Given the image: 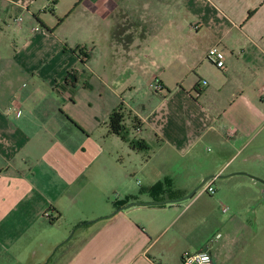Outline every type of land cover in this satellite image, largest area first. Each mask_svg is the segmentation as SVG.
Returning <instances> with one entry per match:
<instances>
[{
    "label": "crops",
    "instance_id": "0c3cea01",
    "mask_svg": "<svg viewBox=\"0 0 264 264\" xmlns=\"http://www.w3.org/2000/svg\"><path fill=\"white\" fill-rule=\"evenodd\" d=\"M127 8L135 37L116 71L68 43L67 25L87 40L96 13ZM214 46L223 70L206 58ZM262 88L264 0H0V264H183L206 249L214 264H251L233 218L215 226L192 211L204 188L175 201L206 176L241 174L229 165L264 133ZM119 106L131 137L153 153L144 161L128 147L140 164L105 180L97 209L83 213L80 179L101 152L93 132L104 125L128 146L109 130ZM207 144L217 151L202 158ZM247 155L264 162V135ZM190 163L204 168L192 175Z\"/></svg>",
    "mask_w": 264,
    "mask_h": 264
},
{
    "label": "rangeland",
    "instance_id": "374dc122",
    "mask_svg": "<svg viewBox=\"0 0 264 264\" xmlns=\"http://www.w3.org/2000/svg\"><path fill=\"white\" fill-rule=\"evenodd\" d=\"M128 5L133 8L135 6L134 3ZM126 11L127 12L123 14V16L122 13L116 12L110 17L96 13L93 30L89 33L90 37L87 40L85 39V34L80 33L76 35V37L73 36L74 34L70 26L67 25L64 29L66 30L64 33L67 35L66 37H68V39L72 37L68 43L70 45L74 42L79 43V46L83 47L82 51L77 48L75 49L78 55L84 60L93 58L98 68L104 65L107 66L109 63L108 66L113 71H116L119 61L124 58L125 45L131 44L129 41L135 37V32L133 30L135 22L133 14H131L132 10L127 8ZM48 13L50 15L52 14L50 11H48ZM124 22L126 24H124ZM126 25L133 27V29H126ZM93 135L95 138H101L99 141L101 152L94 161L92 160L90 167L87 168V172L80 179L82 186H88L85 192V194H88L86 197L87 201H81L82 198L80 196L77 202L79 211L89 214L98 207L93 200L97 197V191L101 188L105 180L116 178L118 173L123 174L126 171L131 172L136 165L140 164L139 160L137 161L132 158L134 155H130L131 153L129 152L128 146L125 147L123 143L114 139L115 137L109 139L106 137L107 128L104 125L95 130ZM263 135L264 133L255 140L254 144L250 145L242 157L229 165L228 172L235 171L241 174L230 179H215L214 182L216 183L213 185L215 187V193L213 195L205 193L203 197L197 200L192 210L194 211L196 208H199L201 213L207 215L209 222L213 221L215 226L218 225L219 222L224 224L229 218H233L234 228L232 237L236 238L235 241L239 250L244 247L246 248L248 253L247 260L249 261L248 263L251 262V264H264V193H262V191L259 193L252 188L249 183L250 177L248 178V176H254L264 180V162L248 159L247 154L251 152L259 138L263 137ZM216 151L213 145L207 144L201 146L196 154L202 158H208L213 156ZM152 153L153 150L143 153L144 158L142 157V160L145 161L147 156ZM223 154L225 156V153ZM117 162H120L123 167L116 168L114 164ZM203 168V166H200V163H190L187 166V172L195 175L203 170ZM174 170L177 169L174 168ZM174 170L172 169L171 171ZM203 180L204 178L202 181ZM257 184L258 188L264 190V185L259 182ZM203 188L199 190L198 193L201 192ZM109 197L110 202L118 199L117 193L114 192H112ZM223 207L228 208V213L222 212ZM113 213L114 212H112V214ZM112 214H110V216ZM95 221H97V219L87 220L82 222L81 225ZM242 222L248 223L247 229L243 228L244 225L242 226ZM75 228L72 230L71 234H69L68 238L72 235Z\"/></svg>",
    "mask_w": 264,
    "mask_h": 264
},
{
    "label": "built area",
    "instance_id": "2783aa9c",
    "mask_svg": "<svg viewBox=\"0 0 264 264\" xmlns=\"http://www.w3.org/2000/svg\"><path fill=\"white\" fill-rule=\"evenodd\" d=\"M19 22L21 19L18 20ZM206 58L210 64L216 68L223 70L225 68V56L222 50L217 46L212 47L207 52ZM153 88L156 92L162 91V86L157 82L156 85H153ZM262 95H264V88L261 90ZM204 191L210 195L215 193V189L211 182L207 183L204 187ZM223 212L227 213L228 208L223 207ZM46 217L50 218L49 214H46ZM183 264H214L213 257L208 249L200 251L195 254H185L182 258Z\"/></svg>",
    "mask_w": 264,
    "mask_h": 264
},
{
    "label": "trees",
    "instance_id": "16d2710c",
    "mask_svg": "<svg viewBox=\"0 0 264 264\" xmlns=\"http://www.w3.org/2000/svg\"><path fill=\"white\" fill-rule=\"evenodd\" d=\"M61 22L62 20L59 21V23ZM125 117L126 113L122 106H119L112 112L108 123L110 134L119 137L133 152H149L151 148L144 140L131 137V129L125 125ZM139 124V121L135 119L133 121L132 129H139Z\"/></svg>",
    "mask_w": 264,
    "mask_h": 264
},
{
    "label": "water",
    "instance_id": "95a60500",
    "mask_svg": "<svg viewBox=\"0 0 264 264\" xmlns=\"http://www.w3.org/2000/svg\"><path fill=\"white\" fill-rule=\"evenodd\" d=\"M235 174H229V175H220V176H218V175H212V176H208V177H206V178H204V180L199 184V186L198 187H196L195 188V190L190 194V195H188V196H186V197H184V198H182V199H180V200H177V201H175V203L176 202H181V201H186V200H189V199H191V198H193L194 196H195V194L199 191V190H201L208 182H210V181H212V180H214V179H224V178H228V177H232V176H234ZM248 176V175H247ZM248 177H250L251 179H253L254 181H256V182H259V183H261L262 185H264V180H261V179H259V178H257V177H254V176H248ZM138 205H141V206H148V205H150V204H138ZM134 206H136V204H129L127 207H134ZM90 223H93V222H90Z\"/></svg>",
    "mask_w": 264,
    "mask_h": 264
}]
</instances>
